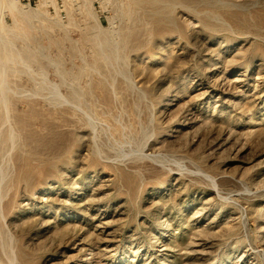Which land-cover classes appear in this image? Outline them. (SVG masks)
<instances>
[{
  "label": "rangeland",
  "instance_id": "rangeland-1",
  "mask_svg": "<svg viewBox=\"0 0 264 264\" xmlns=\"http://www.w3.org/2000/svg\"><path fill=\"white\" fill-rule=\"evenodd\" d=\"M0 55V264H264V0H0Z\"/></svg>",
  "mask_w": 264,
  "mask_h": 264
},
{
  "label": "bare ground",
  "instance_id": "bare-ground-1",
  "mask_svg": "<svg viewBox=\"0 0 264 264\" xmlns=\"http://www.w3.org/2000/svg\"><path fill=\"white\" fill-rule=\"evenodd\" d=\"M8 45H9V44H8ZM3 47H4V46H3ZM10 47H11V46H10ZM4 49H5V48H4ZM3 51H4V50H3ZM4 52H5V51H4ZM0 57H1V58H0L1 60H3V61L6 62L5 57H3L2 55H0ZM176 131H177V130H176Z\"/></svg>",
  "mask_w": 264,
  "mask_h": 264
}]
</instances>
